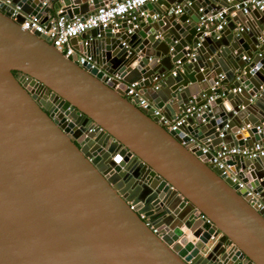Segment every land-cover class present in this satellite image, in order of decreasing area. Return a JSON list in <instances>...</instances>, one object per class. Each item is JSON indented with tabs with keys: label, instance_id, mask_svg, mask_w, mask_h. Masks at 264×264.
I'll list each match as a JSON object with an SVG mask.
<instances>
[{
	"label": "water",
	"instance_id": "1",
	"mask_svg": "<svg viewBox=\"0 0 264 264\" xmlns=\"http://www.w3.org/2000/svg\"><path fill=\"white\" fill-rule=\"evenodd\" d=\"M109 1L0 0V264H264V211L246 194L264 201V154L227 159L243 187L207 163L220 142L264 140V10L156 0L130 33L124 20L72 37L71 57L20 25ZM222 8L218 37L205 35L199 16ZM220 73L207 109L174 131L125 96L138 81L172 119L202 103Z\"/></svg>",
	"mask_w": 264,
	"mask_h": 264
},
{
	"label": "built area",
	"instance_id": "2",
	"mask_svg": "<svg viewBox=\"0 0 264 264\" xmlns=\"http://www.w3.org/2000/svg\"><path fill=\"white\" fill-rule=\"evenodd\" d=\"M154 1L156 0H111L108 3L99 5L91 12H87L86 14H73L72 16H69L62 6H60L52 15H48L47 25L41 22L38 18L28 15L24 17L20 25L27 30L44 35L47 41L52 43L56 49L61 51L66 57H71L76 53V50L70 43L72 37L98 26L105 28L110 25L112 31L115 32L118 30L120 23L124 20L128 23L134 22L132 27L127 28V32L130 33L132 32V28L138 25L139 20H143L149 16L148 11L139 10V7ZM58 2L62 3V0H58ZM240 3H242V12H247L248 8L264 10V0H240ZM183 4V2L177 3L174 12L179 14L182 13ZM236 7L239 8V4H236ZM199 10L202 11V8ZM18 12L19 8L16 7L11 14L14 20L17 18ZM226 14V8H222L213 13L201 14L199 16V24H204L206 26L204 34L207 36L218 37L219 31L226 23ZM150 16L152 19L159 18L158 13H152ZM210 26L211 28H209ZM76 60L79 64L90 63V67L94 66L91 56L88 55L77 53ZM111 78L112 76H109L107 80H110ZM223 78L224 75L220 73L218 79L214 81L211 87L212 93L202 95V98L204 99L202 103L196 106L187 107L185 111L172 119L166 118L160 109L151 108V102L142 95L138 81H133L126 85L125 96L128 97L130 101L135 102L140 109L151 111L152 116L157 118V122L160 125L167 130L174 131L182 125L186 116L190 115L192 112H196L197 115H200L207 109L209 102L217 96L215 89L221 85L220 80ZM260 88L261 91H264L263 85ZM232 90L240 92L241 87H233ZM260 130V126H257V131L259 132ZM220 136H222L221 133ZM189 142H194V138L190 137ZM182 143H185V141H182ZM202 150L205 152L207 148L202 147ZM263 154L264 140L256 141L251 146H230L220 142L218 147L212 151L211 156L207 158V163L212 168L217 169L221 176L229 178L232 182L238 184L239 187H243V183L231 173L227 159L232 158L235 155L256 157ZM246 194L251 196L249 201L256 204L258 210L261 209L264 211V201H262L261 198L257 197L256 194H252L251 189H248ZM200 215L203 217L202 214Z\"/></svg>",
	"mask_w": 264,
	"mask_h": 264
},
{
	"label": "crops",
	"instance_id": "3",
	"mask_svg": "<svg viewBox=\"0 0 264 264\" xmlns=\"http://www.w3.org/2000/svg\"><path fill=\"white\" fill-rule=\"evenodd\" d=\"M164 1H167L168 3H172L173 0H164ZM166 7V4H162V5H157L156 6V11L154 13H158V12H161L163 10V8ZM29 10V9H28ZM54 12L53 11H50L48 13V15H52ZM225 84H221V86H223ZM233 89V87H232ZM233 91V90H232ZM234 92V91H233ZM240 94L237 96V99H239V101H246L247 99V92L245 90H243L242 92H239ZM234 97V96H233ZM243 99V100H242Z\"/></svg>",
	"mask_w": 264,
	"mask_h": 264
},
{
	"label": "clouds",
	"instance_id": "4",
	"mask_svg": "<svg viewBox=\"0 0 264 264\" xmlns=\"http://www.w3.org/2000/svg\"><path fill=\"white\" fill-rule=\"evenodd\" d=\"M124 156L120 155L119 152L116 153L114 157H112V161L115 162V165H119L123 162Z\"/></svg>",
	"mask_w": 264,
	"mask_h": 264
},
{
	"label": "flooded vegetation",
	"instance_id": "5",
	"mask_svg": "<svg viewBox=\"0 0 264 264\" xmlns=\"http://www.w3.org/2000/svg\"><path fill=\"white\" fill-rule=\"evenodd\" d=\"M15 75H18V73H16Z\"/></svg>",
	"mask_w": 264,
	"mask_h": 264
},
{
	"label": "trees",
	"instance_id": "6",
	"mask_svg": "<svg viewBox=\"0 0 264 264\" xmlns=\"http://www.w3.org/2000/svg\"><path fill=\"white\" fill-rule=\"evenodd\" d=\"M15 74L17 73V72H14Z\"/></svg>",
	"mask_w": 264,
	"mask_h": 264
}]
</instances>
